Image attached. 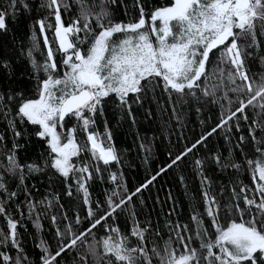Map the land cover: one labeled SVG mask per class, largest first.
Here are the masks:
<instances>
[{"label":"snow or ice","instance_id":"1","mask_svg":"<svg viewBox=\"0 0 264 264\" xmlns=\"http://www.w3.org/2000/svg\"><path fill=\"white\" fill-rule=\"evenodd\" d=\"M72 4L76 14L65 23L62 15L71 12ZM120 6L117 0L0 3V34H8L9 21L19 14L27 13L33 21L26 56L34 82L27 89L12 87L14 58L0 52V77L5 81L0 88V117L11 134V148L8 136L0 134V215L8 229L0 230V264H153L154 258L159 264H264V75L259 82L250 79L245 66V58L252 55L249 49H259L264 38V0H165L150 6L133 0L138 18L128 20L116 18L114 10ZM33 11L40 18L31 17ZM36 25L47 49L41 61L35 56L40 51ZM48 31L51 41L45 35ZM145 101L166 104L178 121L179 108H194L197 114L206 111L207 118L199 121L205 130L188 138L182 128L175 156L169 153L168 162L134 190L122 172H109L113 187L103 201H93L89 182L94 177L103 182V172L120 163L108 122L104 119L100 132L98 118L106 116V106L112 103L135 124L133 105L143 107ZM249 107L259 109L251 122ZM242 121L248 126L255 158L245 151L244 135L228 156L208 149L213 134L223 133V139L231 142L233 129L239 133ZM32 138L45 150L38 161L22 163L18 153ZM235 149L242 161L231 158ZM189 155L201 180L203 211L191 216L192 228L168 220L163 249L154 243L149 247L146 234L152 225L139 222L135 198L158 177L186 163ZM208 161L221 171L239 172L245 167L254 186L238 182L237 189L231 184L230 195L221 203L210 194ZM48 171L63 178L64 194L84 214L77 212L74 221L65 214L63 229L53 215L51 240L41 239L37 257L29 259L20 247L10 207L14 204L21 217L26 208L29 218L39 205L51 207L49 197L37 200L35 185L27 183L33 174ZM180 180L183 183L182 176ZM53 199L58 201L59 195ZM38 221L37 214L33 224L40 229ZM97 231L102 232L99 239ZM156 235L161 236L159 230Z\"/></svg>","mask_w":264,"mask_h":264},{"label":"trees","instance_id":"2","mask_svg":"<svg viewBox=\"0 0 264 264\" xmlns=\"http://www.w3.org/2000/svg\"><path fill=\"white\" fill-rule=\"evenodd\" d=\"M3 0H0L2 3ZM32 2V0H30ZM38 2V0H36ZM71 3V0H69ZM98 2V0H97ZM147 6L155 5L156 3H164L165 0H144ZM86 3H91V0H86ZM121 5L115 8V15L118 20H128L131 18H138V9L133 7V0H117ZM126 6V7H125ZM146 6V11H147ZM127 11L128 15H125ZM76 14V5L72 4V10L68 14H63L62 19L65 23L68 22L70 15ZM31 17L40 18L36 11H33ZM54 22V21H53ZM37 36L39 37L40 51L35 53L36 59L41 61L43 55H46L47 49L43 45V36H39V26H35ZM33 31V21L29 18V14H19L15 20L9 21V32L6 36L0 34V43L5 47L0 48V52L7 53L14 58V68L16 71L15 84L12 87L31 88L34 82L29 79L31 75V67L27 61L26 51L27 47L31 44V34ZM45 35L51 41L53 35L50 31ZM238 43H245V41H238ZM250 43V40L247 41ZM55 47V45H51ZM251 56L245 58V66L248 70L250 79L259 82V79L264 75V38L260 39V47L250 48ZM23 53V54H22ZM239 82V81H238ZM5 84L3 77H0V88ZM166 99V98H165ZM246 100V97H245ZM167 108L165 111L164 109ZM249 115V122L253 118L254 112L259 109L249 107L247 110ZM151 113L149 115L148 113ZM180 113L179 121L171 115V108L166 104H158L155 102L149 103L145 101L143 107L133 105V114L135 116V124L127 116L126 113L119 110L118 106L109 103L106 106V116L98 118L97 128L100 132L104 131V119L108 122V127L112 133V139L120 156L119 164H112L108 170L103 172V182L99 177H94L89 182V192L93 201L105 199V193L110 191L113 187L109 180V172L123 173V178L127 182L130 190H134L146 179L154 175L158 168L169 160V153L174 157L176 152L180 149L181 144L177 141V137L181 135L183 128V135L191 138L194 134H199L204 129L199 121L206 119L208 112L197 114L195 109L179 108ZM219 113V108L215 109L213 113V120ZM6 122L0 117V134L8 136V147L11 148V134L6 132ZM219 131V130H218ZM240 135L245 136V151L250 158H255L254 149L251 145V139L248 137V126L241 122V131L235 132L233 129V139L231 142H226L223 139V133L219 135L213 134L208 140V149L212 152H219L223 156H228L229 149H233ZM256 135L259 137L260 132L257 130ZM23 143V141H21ZM141 144L144 148H141ZM150 149V152L148 151ZM44 145L32 138L25 148L18 153L20 161L23 163L27 160H36L40 158V154L44 152ZM147 157L148 162L145 163ZM232 159L242 161L239 149L232 152ZM75 159V158H74ZM3 156L0 155V161ZM193 156L189 155L186 163L179 164L178 167H173L165 175L157 178L146 189L142 190V194L135 198L138 212V219L141 224L145 221H150L152 230L146 234L149 247L154 243L159 249H163V242L168 238L169 227L167 221L171 220L173 223L181 225H188L189 228L193 227L191 216L196 213L199 214L203 211L202 196H201V180L195 172V165L192 164ZM104 168L103 164H100ZM205 174L211 180V195H215L221 203L230 195L231 184L238 182L253 187L250 180V173L242 167L239 172L229 168L226 170H219L215 165L208 161L205 164ZM183 177V183L180 177ZM51 177V178H50ZM63 178L52 171L45 173L33 174L32 178L27 181L29 186L35 185L32 188L34 197L39 200L45 195L52 201L51 207L39 205L37 211L29 218L27 209H23V217L16 211L15 205H11L10 214L13 219L17 221V238L20 247L24 253L27 254L29 259H35L39 253L37 245L41 239L50 241L55 227L52 224L51 217L53 215L57 218V225L63 229V217L66 214L68 220H73L77 212L81 215L84 210L79 205H74L73 199L64 194ZM205 187H208L205 185ZM224 188L223 195L221 189ZM58 194L59 200L53 199V195ZM169 195L171 200L168 199ZM24 199L21 194L20 200ZM142 199L144 204L141 206L139 201ZM62 205V207H61ZM171 213V215H170ZM37 214L39 215L40 229L34 227L33 221L36 220ZM75 227V225H73ZM122 229L125 227L121 223ZM0 230L7 232L6 218L0 215ZM156 230H159L161 236L156 235ZM102 232L97 231V239L100 238ZM15 255V252L11 253ZM153 264H159V261L154 258Z\"/></svg>","mask_w":264,"mask_h":264}]
</instances>
